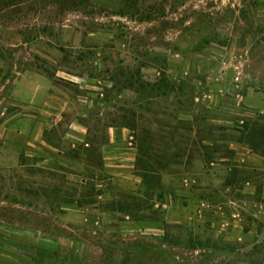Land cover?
<instances>
[{"label":"rangeland","instance_id":"374dc122","mask_svg":"<svg viewBox=\"0 0 264 264\" xmlns=\"http://www.w3.org/2000/svg\"><path fill=\"white\" fill-rule=\"evenodd\" d=\"M133 242L264 264V0H0V264Z\"/></svg>","mask_w":264,"mask_h":264},{"label":"trees","instance_id":"16d2710c","mask_svg":"<svg viewBox=\"0 0 264 264\" xmlns=\"http://www.w3.org/2000/svg\"><path fill=\"white\" fill-rule=\"evenodd\" d=\"M113 251V250H112ZM112 251H110L107 256L103 255L101 257V261L96 262L97 264H101V262H108L110 261L112 264H143L141 260V255L142 256H147V251L143 246H140L138 243H131V244H126L124 248L122 246L118 249L120 253V256H115L113 255ZM141 255H139V254ZM69 264H90V260H82L77 263V261H72L71 258L67 259ZM95 261V259H93ZM65 262V260H64ZM95 263V262H94ZM95 263V264H96ZM175 264V263H174Z\"/></svg>","mask_w":264,"mask_h":264},{"label":"crops","instance_id":"0c3cea01","mask_svg":"<svg viewBox=\"0 0 264 264\" xmlns=\"http://www.w3.org/2000/svg\"><path fill=\"white\" fill-rule=\"evenodd\" d=\"M50 106H48V108H49ZM43 109V108H42ZM40 111H43V110H40ZM44 112V111H43ZM48 114L46 113V115H44L43 113H41V116L39 117V120H44V121H46L47 120V118H48ZM37 121L36 123H35V125L33 126V128H32V130H31V133H30V137H32L34 140H37L39 137H40V135H41V133H42V130L45 128V123L44 122H40V121ZM17 135H19V137H23L24 138V135L21 133V132H19V134H17ZM80 144V143H79Z\"/></svg>","mask_w":264,"mask_h":264}]
</instances>
